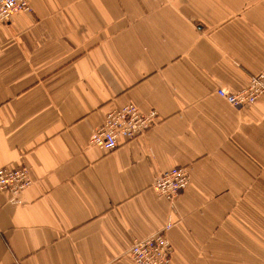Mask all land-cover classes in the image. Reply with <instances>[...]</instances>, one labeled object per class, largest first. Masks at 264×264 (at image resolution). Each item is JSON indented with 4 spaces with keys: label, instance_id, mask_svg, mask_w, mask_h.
<instances>
[{
    "label": "crops",
    "instance_id": "1",
    "mask_svg": "<svg viewBox=\"0 0 264 264\" xmlns=\"http://www.w3.org/2000/svg\"><path fill=\"white\" fill-rule=\"evenodd\" d=\"M0 24V264H134V239L170 220V264H264V0H28ZM126 105L155 123L112 152L89 143ZM173 167L172 202L152 184Z\"/></svg>",
    "mask_w": 264,
    "mask_h": 264
},
{
    "label": "built area",
    "instance_id": "2",
    "mask_svg": "<svg viewBox=\"0 0 264 264\" xmlns=\"http://www.w3.org/2000/svg\"><path fill=\"white\" fill-rule=\"evenodd\" d=\"M18 12H32L28 0H0V24L9 23ZM216 94L236 108L252 105L258 99H264V73L252 76L248 85L237 92L220 88ZM155 116V112L143 115L136 106L126 105L106 116L100 128L91 135L89 143L104 152H112L120 145V140L129 142L143 136L155 123ZM189 182L186 168L173 167L158 175L152 188L172 202L188 187ZM32 184L27 166L0 168V191L9 194V202L20 204L22 194ZM171 227L169 220L159 233L141 240L134 239L128 253L130 260L134 264H170L173 249L166 234Z\"/></svg>",
    "mask_w": 264,
    "mask_h": 264
}]
</instances>
